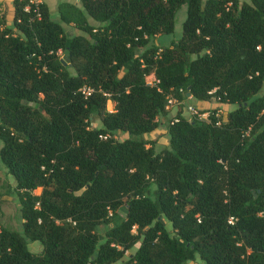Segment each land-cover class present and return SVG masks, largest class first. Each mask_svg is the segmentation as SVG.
Here are the masks:
<instances>
[{"label":"trees","instance_id":"obj_1","mask_svg":"<svg viewBox=\"0 0 264 264\" xmlns=\"http://www.w3.org/2000/svg\"><path fill=\"white\" fill-rule=\"evenodd\" d=\"M27 2L11 27L0 14V162L21 216L0 224V264H264V0L61 1L56 20ZM182 4L180 37L155 44ZM187 92L232 108L177 112L155 150L145 134Z\"/></svg>","mask_w":264,"mask_h":264},{"label":"rangeland","instance_id":"obj_2","mask_svg":"<svg viewBox=\"0 0 264 264\" xmlns=\"http://www.w3.org/2000/svg\"><path fill=\"white\" fill-rule=\"evenodd\" d=\"M41 2L45 3L50 17L52 19H58V9L57 5L61 1H70L77 3V0H40ZM242 1V0H239ZM3 6L0 5V14L3 17V22L5 25L12 26V19H13V4L12 0H3ZM186 17V5L182 4L176 11L174 16V27L171 33H163L160 35H155L152 41L157 44L167 45L171 40H177L182 31V23ZM64 32L67 35H73L77 33L85 34L82 30L76 28L73 23L63 24ZM14 29V27H13ZM60 50H58V53ZM63 57H65L62 54ZM188 104H194L197 112L200 114V117L207 119V114L209 110L215 109L216 115L224 116L226 111L232 108V105L226 102H219L215 97H212L208 100H197L190 98L189 95L186 94V97L183 98V102L181 104H173L171 106L174 107V114L177 112H183V115L192 118V116L185 110V107ZM113 102L107 101L106 108L108 110H112ZM170 108V106H169ZM172 112V113H173ZM168 114V116H170ZM168 123L167 119L163 122L164 126ZM160 132L157 130L154 133H150V141L154 146L155 150H158L162 147L167 145V134L163 129H160ZM127 134L124 132H120L116 135V138H123ZM149 135V134H148ZM1 144V142H0ZM15 181L14 178L10 173H8L6 167L0 162V224L5 226L10 230H14L17 232H21V216L19 212V200L15 190ZM40 187L34 189L35 193L40 191ZM119 212L123 214L122 208L119 209ZM105 224H99V232L101 235L104 234ZM28 248L37 253L41 250L42 246L38 240L29 241ZM134 248L128 250L126 252L129 253L133 251ZM183 264H203L201 259L196 255L194 259L187 260Z\"/></svg>","mask_w":264,"mask_h":264},{"label":"built area","instance_id":"obj_3","mask_svg":"<svg viewBox=\"0 0 264 264\" xmlns=\"http://www.w3.org/2000/svg\"><path fill=\"white\" fill-rule=\"evenodd\" d=\"M41 3L40 0H28V2L23 6V11L25 12H29L31 11L33 14H34V17H40V10H39V4ZM257 49L260 48V45H257L256 46ZM60 53V52H59ZM157 81V80H156ZM81 90L85 93H88L89 92V88L88 87H82ZM182 101H178L176 100L174 97L172 96H169L167 98V102H166V108H168L169 106L173 105V104H181ZM185 110L191 115V116H199L200 117V114L197 112L195 106L193 104H188L186 107H185ZM176 118H172L170 120V122H173L175 121ZM233 217L230 216L228 221L229 222H233Z\"/></svg>","mask_w":264,"mask_h":264},{"label":"crops","instance_id":"obj_4","mask_svg":"<svg viewBox=\"0 0 264 264\" xmlns=\"http://www.w3.org/2000/svg\"><path fill=\"white\" fill-rule=\"evenodd\" d=\"M3 0H0V5L3 6V3H2ZM194 105V104H193ZM167 114L164 116V117H161V119L159 120V126L157 128H155L154 130L150 131L149 133L145 134V137L150 139V135L152 133H154L156 130L157 132H160L161 130L160 129H163V131L166 132V128L163 124V122L165 121V118L167 119V121L169 122V120L172 118V116H174V107L173 106H170V108L168 107L167 109ZM173 112V113H172ZM170 116H168V114H170ZM183 114V112H181ZM151 133V134H150ZM149 134V135H148Z\"/></svg>","mask_w":264,"mask_h":264},{"label":"water","instance_id":"obj_5","mask_svg":"<svg viewBox=\"0 0 264 264\" xmlns=\"http://www.w3.org/2000/svg\"><path fill=\"white\" fill-rule=\"evenodd\" d=\"M187 95H189V92H187Z\"/></svg>","mask_w":264,"mask_h":264}]
</instances>
